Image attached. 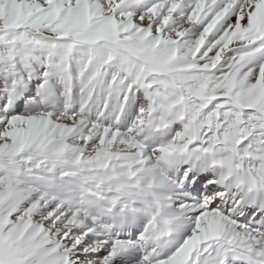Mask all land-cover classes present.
<instances>
[{"label":"snow or ice","instance_id":"1","mask_svg":"<svg viewBox=\"0 0 264 264\" xmlns=\"http://www.w3.org/2000/svg\"><path fill=\"white\" fill-rule=\"evenodd\" d=\"M0 264H264V0H0Z\"/></svg>","mask_w":264,"mask_h":264}]
</instances>
